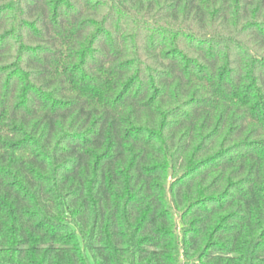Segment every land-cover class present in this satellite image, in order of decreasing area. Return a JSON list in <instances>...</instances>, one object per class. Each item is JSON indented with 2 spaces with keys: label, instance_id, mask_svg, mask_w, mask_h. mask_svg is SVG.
<instances>
[{
  "label": "trees",
  "instance_id": "1",
  "mask_svg": "<svg viewBox=\"0 0 264 264\" xmlns=\"http://www.w3.org/2000/svg\"><path fill=\"white\" fill-rule=\"evenodd\" d=\"M0 264H264V0H0Z\"/></svg>",
  "mask_w": 264,
  "mask_h": 264
}]
</instances>
